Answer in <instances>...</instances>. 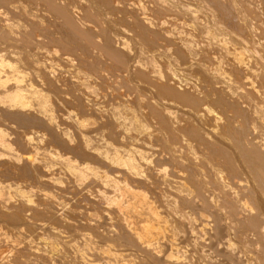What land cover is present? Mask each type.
I'll return each instance as SVG.
<instances>
[{
    "label": "bare ground",
    "instance_id": "bare-ground-1",
    "mask_svg": "<svg viewBox=\"0 0 264 264\" xmlns=\"http://www.w3.org/2000/svg\"><path fill=\"white\" fill-rule=\"evenodd\" d=\"M12 1L13 0H0V5L1 4L10 5ZM18 1L19 2L16 3H20L19 5L20 7L23 2H20V0ZM22 1H26V0H22ZM31 1L33 2L34 0H30V2ZM40 1L43 2L42 4L44 3L47 4L49 8L53 11V14L56 13L58 15L59 13L62 14L63 16H65V14L66 16H68L67 14L70 13L74 14L75 13L74 11H76L74 9L73 10L70 9L69 7L71 6L69 5H67L66 7L64 6L65 4L63 2H67L66 0H40ZM59 1H63L62 2L63 6H61ZM69 2L71 1L69 0ZM13 3L15 2H12V4ZM35 3H39V1ZM217 3L218 2L216 1V4ZM12 4L10 5V8L13 11V8L11 6H13L14 4L13 5ZM216 4H215V0L214 2L212 1V8H210V10L211 9L216 10V8H219L218 6L215 8ZM223 4H224V0H223ZM7 5L6 7L8 8ZM23 6L26 7V5L24 4ZM13 7L17 8L18 6L16 5ZM24 7L22 9H24ZM41 7H43V5ZM183 7L186 9L184 5ZM27 8L28 7L25 8L26 9L25 12H27ZM219 9L216 10V14L218 13L217 16L220 17V18L217 17L220 25H218L219 24L218 21H217L218 23L217 25L218 26L222 25L224 27L223 29H225L227 33L231 35V37H233L234 40L233 44L232 43L229 44L230 41L229 42L225 41L224 39H222L223 37L216 38L215 36L214 38L213 37L214 34L213 36H211L212 34L211 35L209 34L211 36V39H208L207 38L208 30L206 28L207 31H205L204 29L205 33L203 32L204 37H206V39L204 40H202L201 38L200 39L202 41L206 40L205 42L206 44H207V40L208 41L210 40L209 41L210 45L213 44L211 42L214 41L215 46L217 45L216 48H218L220 52H218L217 54L215 53L216 51L214 53L210 52L209 49L213 47V45L211 47H208L209 44L205 46V44L201 45V43H203L201 42L199 44L202 46L201 51L203 50V52L201 53L200 51L199 54L198 53L199 51L197 50L198 52L197 51L195 52L199 54L197 55L192 53L193 52L192 49H194L192 47L198 44L195 42L197 40L195 41L192 40L193 38L192 34H190L192 36L189 37L186 34L185 35L187 37H184L185 35L182 36L181 34L183 38L179 37L181 39L180 42L178 40V46L176 43L177 40L175 38H172L175 39L173 40V42H175L176 47L178 49L175 48L177 49V51H175L176 56L174 53L173 57L176 58L174 59V61L171 60V62H175L174 64L178 65L175 67H178L179 70L175 71L176 70L175 68L174 70L175 72H172L170 68H167V65L171 63L168 60L169 63L160 62L163 63V66L166 65L165 66L166 68L165 67L164 68L167 74L165 72L164 73L166 74V76L168 75L167 77L165 76V78H168L167 81L164 82V80L162 79L163 75H161L162 72L160 73L159 70L157 72H154V74L152 75L149 74L150 73L149 71L148 72L145 71L140 74L141 78L139 79L146 82L150 81L149 84L151 86L150 85L149 86L155 88V90L157 91L156 95L160 94L161 96L167 97V100L168 98H170V100L172 99L171 100L172 102L173 100H176L178 102L183 103L186 107H189V109L187 108L189 111L188 110L187 111L189 112L190 117H187V120H184V122L179 121L178 120L179 117L178 119H176V117L173 116L172 113L173 111L162 110L161 112H158L159 114L161 113L160 118H158V122H156V125H154L158 127L157 124L159 123L160 127H158V129L160 128L161 130L160 129L155 130L156 129L155 127H154L155 129L151 131L147 129L138 130L139 129L138 128L137 129L138 131L135 130L136 131L135 134L131 133L133 135L131 136L130 132H132V130H134L136 127H134V129L132 130L129 129L130 132L127 131L129 132V135H127L125 134L126 133L124 130L125 127L124 128L121 127L123 126V123L120 121V119L118 120L117 119L118 117L115 118V115H111L112 117L110 121H104V123L108 122L107 124L100 125L101 127L99 128L98 131L99 136L97 135L98 138L95 136L96 137L95 141H93V139L88 137L89 135L87 136L85 134L86 131H84L85 133H81V137L79 138L80 141L78 144H74L75 142L73 141L71 142L72 139L69 140L68 138L69 136L67 137L66 135L67 130H65L64 132H60V131L57 132L58 131L57 128L59 127V125L57 124L58 120H56L57 119L55 117L56 114L53 113L54 112L53 108L57 109V105L56 107L54 106L55 102L54 105L52 104L54 99L51 98V94L54 97V94H56L57 92H59V90H61L60 88L61 86L59 82L64 81V79L60 74L56 73L53 66L50 64L49 59L51 58H52L51 60L55 58L64 59V52L63 53L58 52L61 53L58 54L56 51L57 50L60 51V48L62 50L71 49L69 47L75 46L72 44L73 42L75 44V41L77 40L76 38H78L79 40L81 39L80 38L81 33L79 34V32L76 31L75 29L71 30L73 35L71 36V38L72 37H76V38L71 39L72 44L70 46L69 35L71 34L67 33L68 36L64 37L65 28L64 26L61 27L62 26L61 24H60L61 29L59 30L61 36L59 35V37L56 36L58 32L55 34L57 30H54L55 35H52L50 33L51 31L49 32L48 30H44L42 33H44V37L47 39V41H45L46 43L44 44L48 46L53 45L54 47L57 46L56 47L57 50L53 47L56 51L52 49L51 51L48 49L50 51L48 56L46 52L47 50L45 51V49H43L44 48L43 46L42 47L40 46L42 51L38 47L40 44L39 45L37 44L38 46L37 45L35 46L37 42L35 44L34 42L36 41L35 39L37 38L35 35L36 33L33 32L34 29H32L33 31H30L31 28L28 29V26H27L28 30H26V32L25 29L23 30L21 29L24 32L22 33L20 30L21 32L20 35H22V38L20 39H18L19 37L16 38L17 35L15 37H12L13 34L11 36L10 34L7 35L8 32L9 33L15 32V31H11L13 29H11L9 26L8 27L10 29H8V27L7 29L10 31L8 32L6 31L7 32L6 34H2L3 30L2 29L0 30L2 31L0 33L2 34L0 35L2 36L1 38L2 43H0L2 44V46L0 47V219L10 222V224L13 225L12 226L13 228L18 229L16 232L15 231L11 232L13 233L15 238L17 235H21V234H27V235L29 234L32 236L30 240L24 241L23 244L24 248L15 247V244H19L20 240L12 239L13 240V241L11 240L12 242L9 241L10 243H8L7 246H9L8 248L10 249L12 255L9 256L12 258L9 257L8 259V257L6 256L7 252L5 250L1 251L3 250L1 249L0 264H24L26 263L24 259V254L25 255L29 254L31 256L34 255L35 258H42L43 259L42 262H44L45 264H111V263L125 264L126 263L125 261L128 260L129 255H131L128 254L130 250L129 251L127 250L130 249L131 246L136 247L135 249L139 250V251L136 250L139 254H141L140 252L145 253L148 256L147 258L149 260L150 259L149 257L153 258L158 253L160 252L162 253L161 248L163 245L162 244L160 245V243L163 241H166L164 245L167 244L170 251L168 253H165L164 256L162 254L163 256L162 259L159 258L160 257L159 255H161V253L157 255L159 256L157 259L158 264H187L186 261L182 260L181 258H179V255H177L180 250L177 251L178 248H176L177 246L176 243L174 242V239L166 238L168 236H165L166 234L164 233V228L167 225L165 226L162 225L163 224L161 220L162 218H160L158 211V208L160 207L162 208L163 205L165 206L166 197L170 198V196L168 197L167 194L169 193V195H171L170 193L172 192L171 191L172 188L174 190L172 194V197H174L173 200L175 203L179 204V208H182L180 209L179 212H181L185 207L190 208L193 205L199 203L200 201H201L200 202L201 205L199 207L201 206L203 207V209L202 208L201 209L204 211V213L206 212L207 214V211H209L208 214L206 215L203 214V212L201 214L200 213L201 211L197 209L199 211V214H201L200 216L202 217L201 218L202 223L200 229L201 232L204 231V235L202 234L203 236L206 235V231L210 232L209 235H207V238L205 236V238L210 241L209 244L210 246H215V248L217 247V249H221L219 254H221L223 258L222 264H264V78H262L264 77V75L261 74L260 77L261 76L262 77L260 78L258 76L259 72H257L258 71L257 69L261 70L260 68L262 65L260 66V63L258 65L257 62V66L255 67L254 65L256 64L252 62L254 64L253 65L249 61V59L251 58L249 57V59H247L242 52L243 47L244 49L246 48L248 50L254 49L253 47L254 44L251 43V39H249L250 37L248 38L249 32L245 29V26L244 28H241V26H243L244 24L242 25L236 22L235 21L236 16H232L229 18V15L231 14L225 13L226 11L224 12ZM8 13L10 12L8 11ZM76 13L78 12L76 11ZM20 14L17 16H20ZM143 15L144 16L142 17L140 16V18L138 19L139 21L137 25L139 27L141 26V28L151 27L152 20L150 21L149 18L146 17L144 13ZM70 16L72 17V15ZM55 18H57V16ZM21 19L23 18L21 17ZM27 23H29V21ZM32 23H30V25ZM81 23L82 21L80 22V24ZM36 25L38 26L37 23ZM69 26H70L69 28H72L71 25ZM139 27L138 29H141ZM188 30L190 31V29ZM191 30H195V29H191ZM35 31L36 32L38 31L39 33L40 29ZM205 34L207 35L205 36ZM148 39L151 40L152 38L150 37ZM79 40H77V45L80 43ZM147 41L149 42V40ZM42 43L43 42L41 41V44ZM236 44H238V46ZM203 46L205 48H203ZM77 47L79 48V46ZM45 48H47V46ZM83 49H84V44H83ZM84 50L85 52L84 51L83 52L85 53V55H87L88 48L87 49L85 48ZM108 50L106 51L108 52ZM255 50L253 51L254 54H255ZM91 51H93V49ZM115 53L113 55H115ZM154 53L155 52H153V54ZM117 55L119 54L116 53L115 55L116 58ZM258 55H259V59L258 58L256 59L263 60L264 56L261 55L263 57L260 58L259 52ZM85 57L80 58L79 60L80 65L79 64L78 65L80 66L81 70L84 71L83 74H85L86 71L88 70L87 74L90 75L91 73V75L92 74L95 75V73L97 72L93 71L92 69L93 64L91 65V63L87 62L85 60ZM90 57L92 56L90 55ZM86 62L89 63V66L87 64L89 69H86L88 68L85 66ZM52 63L54 62L52 61ZM170 67L172 66L170 65ZM78 69L79 68H77V70ZM260 72L263 73L262 70ZM79 73L78 76L81 75ZM83 78L84 77H81V79ZM181 78L186 79V82L182 83V81H180ZM137 79L135 82L139 81ZM37 81L38 84L39 82L41 83L40 87L42 89L38 88L39 85L36 84ZM76 82L78 84L81 83L79 81ZM62 84L63 82L61 83V85ZM78 84L75 83L74 85H78ZM135 84L137 85L138 83ZM35 85H38L36 86L37 88L35 87ZM80 86H82L83 88L84 84L81 83ZM124 87L126 89V86ZM82 88L79 89L76 88L78 90L77 91L78 94L74 89L75 90L74 92H76V94L75 96H73L74 98L72 97L74 99L73 102L71 101L73 105L72 104L70 105H72L75 109H73L72 112H74V110H79L81 113H84L87 109L89 111H91L90 109H93L90 108L91 106L89 107L85 105V103H83L84 101L83 98L85 97L84 94L85 91L81 92ZM83 90H86V88ZM121 91L122 93H124L123 90ZM85 93L87 94V91ZM137 96L134 97L136 99V102L140 104L139 102L141 101L142 104H144L143 100L141 99L142 95L140 96V99H138L140 100L139 102L137 101L138 98ZM161 96L160 97L157 96V97H159V99L161 98V100H166V99H162L164 97ZM127 97L128 96H126V98ZM57 98L58 97L56 96L55 100H57ZM135 99L133 101H135ZM116 100H118V98ZM50 102L53 108L52 107L50 108ZM122 103H124V101ZM125 103L124 106L128 109L130 106H131L130 108H132V106L134 105V104L131 105L130 104L131 102L129 100H126ZM58 105L60 108L63 107V106L61 107L60 104ZM86 106L89 107L90 109L87 108ZM119 106L122 108L121 104ZM135 106H137V104ZM140 106H144V105H140ZM178 106L180 105L178 104ZM65 107L66 106H64V108ZM67 108H65L66 110L64 111H69L67 110ZM126 108L125 110H127ZM142 108H140V110L146 112L148 110L147 108L149 107L147 106L146 108L147 110L145 109V111L143 110L145 107L143 109ZM97 109L94 108L95 111ZM134 109H136L137 111L136 107ZM151 109L150 111L152 112L149 113L148 111V113H146V117H147L146 119L156 120L157 119L156 115L158 113L156 114L155 112L156 110L154 109L151 110ZM125 110L123 111L122 108V111L124 113L128 112V110L126 112ZM95 111L93 113L98 114V112ZM129 111L130 113H135L133 111L131 112V110ZM187 111L184 112V114L185 113L188 114ZM72 112L70 111V113ZM113 113L114 112H112L111 114ZM66 114L68 115V113ZM140 114L145 115L142 112H140ZM62 115L64 114L62 113ZM99 115H101L100 112ZM124 115H122V118L124 117ZM180 115H182V113ZM77 116L78 115L76 114V117ZM83 116L86 117V115ZM102 116L104 115H101V118L100 116L98 117L101 119V121H103L106 118ZM73 117L72 119L70 118V120H74ZM60 118H58L60 121L63 120ZM108 118L109 117H107L106 119L108 120ZM136 118L138 119L137 124L139 125L140 124L139 116L134 115L133 118L130 120H133L134 123V121H136ZM78 119H79L78 117L75 119L76 121L75 124L78 123L80 126L84 125L83 123L87 121V120L85 121L84 119V122L82 123ZM142 119L143 118H141L140 120ZM130 122L131 121H128L129 124ZM126 123L127 122L124 121V124ZM11 124L15 125L16 127L14 128ZM4 125L7 126L11 125L10 127H13L11 128L13 130L11 129L10 130L13 131L12 134L14 133L15 138L18 137L16 141L14 140L15 143L11 142L12 140L6 137L8 136V134H6L7 132L5 133V128H3ZM85 125L87 124L85 123ZM139 126H142V124ZM60 127L63 126L61 125ZM126 128L128 129L129 127ZM124 135L130 136V139L134 142H132L131 140L130 141L128 140L127 142L126 141L127 139H124ZM13 137L10 138L14 139ZM36 138L40 140V143L41 141H44L48 146L52 148L51 149L49 148L48 151H44L43 154H40L36 150V146L33 144L34 143L33 140H35ZM96 141H98L97 144H94V142ZM99 141H101L100 143L101 146L99 144ZM14 144H17L18 146L14 147L13 146ZM72 144H74V146ZM55 145L56 147L57 145L59 147L61 146V148H58V150L65 148L68 151L64 153H58L55 150L56 148ZM43 148L45 149V146ZM149 149L153 152V157H152V159L154 158L153 160L148 157L147 153L150 151ZM73 153H75L74 154L75 158L77 156L78 158L82 159V161L79 164L78 162L77 164L74 163L73 159L70 157L71 155L69 154H73ZM74 156L72 157L74 158ZM158 162L160 163L158 164ZM161 163H164V165H168V167L170 168L166 169V167L162 166L163 164ZM54 167L57 168V170L60 171V173H62L63 175L65 172H67L66 173L67 175L71 173V174H75V177L78 176L80 178L87 179L88 181L87 183L90 184L89 188L90 186H93L92 188L94 191L93 192L85 191L87 195L86 199L88 200L89 204H93L96 205L95 207H99L100 212L103 213L102 215H104L107 221L104 222L106 223V225H104L105 228L107 229L106 232L108 231V233H110L113 236L112 238H114L112 239L110 237L111 240L114 241L112 243H116L117 240L119 242H125V244L122 243L124 247L127 244L129 246L131 245L130 247L127 246V249H125L126 247L124 248L122 246L123 248L121 247L122 249H119L120 245L117 242L116 244L119 245V248L116 249L115 248L116 244L115 246H113L112 244L107 245V242L109 240L107 241L105 237L103 239L104 240L106 239L105 240L106 243L105 241L103 242L105 243L106 247L104 246L105 248L100 249V247H97V245L99 243L98 240L103 237L101 230H103L102 228L104 226H102V228L100 227L101 230H98L99 229L97 227L98 224L95 226V223L93 224V222H91L92 220L91 221L89 220V218L91 217L89 213L86 214L88 216L90 215L89 218L84 217L85 220H82L84 222L81 221L78 222L79 221L78 219L76 222L74 220L75 218L71 219V217L67 216V213L65 214L66 211L64 210L63 204L61 203V201L56 200L55 195L53 194V192H51L52 189L53 190L54 188L60 189L61 187L60 186L61 180L59 177L61 174H59L58 178L54 177L55 176V173H53V170L55 169ZM83 182H85V180ZM170 188L171 190H169ZM83 198L85 199V195ZM168 200L169 199H167V201ZM167 203L169 204V202ZM177 204L175 205L177 206ZM95 207L93 210H95ZM204 208L207 211L204 210ZM169 209L170 212H172V210L174 211L172 207ZM98 212L99 211H97L96 213ZM8 222H6L5 225L3 223L2 226H6V225L8 226L9 225ZM79 223H81V225H79ZM83 226L85 229H87L88 231L90 230L91 232H83V231L80 232V229ZM46 228L52 231L49 237H44L43 232L37 231V230L44 231V229ZM1 230L3 231L5 230V228ZM70 232L74 233V234L71 233L73 238H70L71 237V236L69 237L70 234H67L68 237L70 238L67 239V236L65 234ZM107 236H109V234ZM10 237H12V234L10 235ZM78 237L79 239L82 240L80 244H82V246L83 245L87 246V251L83 254L79 253L80 256H78V258H73V257L69 258L67 257V255L65 256L64 252L68 247H64V244L73 242V240ZM95 238H99L97 240L98 243H96V245L94 244ZM74 243H78V242H74ZM109 243H111V241ZM206 243L209 242L206 241ZM78 245L77 247L79 249ZM40 247H41V251L39 250ZM132 248L133 247H131V250L133 251ZM136 251L132 252V254L135 253ZM75 252L78 253L79 251H75ZM148 264H154V263L150 261V263Z\"/></svg>",
    "mask_w": 264,
    "mask_h": 264
},
{
    "label": "rangeland",
    "instance_id": "rangeland-1",
    "mask_svg": "<svg viewBox=\"0 0 264 264\" xmlns=\"http://www.w3.org/2000/svg\"><path fill=\"white\" fill-rule=\"evenodd\" d=\"M28 1V2H27ZM39 1V3L41 2L40 0H38ZM38 1H31L30 2V0H26V1H22V0H20V2H23L22 4H21V8L19 7V5H20V3H16V2H19L18 0L17 1H15V0H13L12 2H15V3H13L12 4V2H11V4L13 5V6H18L17 8H14L13 6H11L12 8H13V11L11 10V8H10V5H7V4H5V5H3V4H1L0 5V30L2 29L3 30V32L2 31H0V33L2 32V34H6L8 31H10V30H8V29H13V30H11V31H15V32H12V33H7V35L8 34H10V36L12 35V37H15L16 35V38L17 37H19L18 39H20V38H22V35H20L21 34V32L23 33L24 31H22L23 29H25V32H26V30H28V29H30V31H33L32 29H34V33H36L35 35H36V38L37 39H35L36 41L34 42V44H35V46L38 44H40L38 47L40 48V46L42 47H44L43 49H45V51L47 52V54H48V56H49V53H50V51L49 50H57V46H51V45H45L44 43H46L45 41H47V39L44 37V33H42L44 30H48L52 35H55L57 32V34H56V36L57 37H59V35H60V32H59V30L61 29L60 28V26L61 27H63L64 26V37H67L68 36V34L70 33L71 35H69L70 37H69V44H70V46H71V44H72V40L71 39H74V38H76V37H72L71 38V36H73L72 35V31L71 30H76V31H78L79 32V34L81 35L80 36V40L78 39V38H76L77 40H79L80 41V43L77 45V40L75 41V40H73V41H75V44H74V42H73V44L72 45H75V46H71V47H69V48H71V49H64V50H62L61 48H60V51L59 50H55L57 53L58 52H61V53H63L64 52V59H61V58H55V59H53V60H51V59H49L50 60V64L53 66V68H54V70L56 71V73H58V74H60L62 77H63V79H64V81H62L63 82V87H62V85H61V83L62 82H59L60 83V88H61V90H59V92H57L56 94H54V97H53V95L51 94V98L52 99H54L53 100V102H52V104L54 105V102H55V107H56V105H57V109L55 108H53V106H52V104H51V102H50V108L52 107L53 108V110H54V112L53 113H55L54 115H55V117L57 118L56 120H58V122L63 126V127H60L61 125L57 122V124L59 125V127L60 128H62V129H60L58 126V128H57V132H64L65 130H67L66 132V135H67V137L69 138V140H71V142L73 141V142H75L74 144H78L79 143V141H80V137H81V133H85L84 131H86V135L88 136V137H90L91 139H93V141H95L96 139V137L98 138V136H99V134H98V131H99V128L101 127L100 125H103V124H107L108 122H106V123H104V121H110V119H111V115H115V118H117L118 120L120 119V121L123 123V126H121V127H125L124 128V130H125V134H127V135H129V129L130 130H132V129H134V127H136L134 130H132V132H130V134L132 133V134H135V132L136 131H138V130H149V131H151V130H153V129H155V130H159L158 129V127H160V125H159V123L157 124V126L158 127H156V126H154V125H156V122H158V118H160V114L158 113V112H161L162 110H165V111H173L172 113H173V116L174 117H176V119H178V117H179V121H182V122H184V120H187V117H190L189 116V107H186L183 103H181V102H178V101H176V100H173V102L170 100V98H168V100H167V97H164V96H161L159 93V95H156L157 94V91L155 90V88L153 87H150L151 85L149 84L150 83V81L148 82H146V81H143V80H141V79H139V78H141L140 77V74L142 73V72H145V71H149L150 73V75H152V74H154V72H157L158 70H159V72L161 73L162 72V74L161 75H163L162 77V79L164 80V82L165 81H167L168 80V78H165V76H166V72H165V66L166 65H164L163 66V63H160V62H164V63H169V61L171 62V60H173L174 61V59L176 58H174L173 56H174V53H175V51H177V47H176V44H175V42H173V40H177L176 41V43H177V46H178V40H179V42H180V39L181 38H179V37H182V36H184L185 34L189 37V36H192L191 38H192V40H197V41H195L196 43H198L197 45H195V46H193L192 48H194V49H192V53L193 54H197V53H195L197 50L199 51H197L199 54H200V51H201V45L202 44H205V46H207L208 44V47H211L212 45H213V47H211L210 49H209V51L210 52H212V53H214L215 51V53L217 54L218 52H220V50L218 49V48H216V46H215V44H214V41L213 42H211V43H213V44H211L210 45V40L208 41L207 40V44L205 43L206 42V40L205 41H202V40H204V39H206V37H204V34H203V32L205 33V31H207L208 30V35L210 34H212L211 36H213V34H214V38H215V36H216V38L217 37H223L222 39H224L225 41H230L229 42V44L230 43H232L233 44V37H231V35H229L228 33H227V31L225 30V29H223L224 27L222 26H218V25H220V23H219V20H218V18H220L219 16H217V14H216V10L217 9H219V10H222V11H226L225 13H228V14H231V15H229V18L230 17H232V16H236V22H238V23H240V24H244L243 26H241V28H244V26H245V29L249 32V36H248V38L249 39H251V43L252 44H254L253 45V47H254V49H251V50H248V49H244V47L241 49L242 50V52H243V54L246 56V58L247 59H249V57L251 58V59H249V61L252 63V62H254V64H256V65H254L253 63V65L256 67L257 66V62H258V65H259V63H260V66H261V70L263 71V73H264V58H263V60L262 59H260V60H262V61H260V60H258L259 59V55H258V52H259V54H260V58H262L263 56H264V0H224V4H223V0H215V4H216V1L218 2L217 4H219V5H217L216 4V6H215V8L218 6L219 8H216V10H213V9H211L210 10V8H212V1L214 2V0H70L71 2H69V0H66L67 2H63V1H59V3L61 4V6H63L62 4L64 3L65 5V7L67 6V5H69V6H71V7H69L70 9H74V10H76L78 13H76V11H74L75 13L73 14H67L68 16H66V14H65V16H63L62 14H59L58 13V15L56 14V13H54L53 14V11L49 8V6L47 5V4H45V6H44V4H42L43 2H41L40 4L39 3H35V2H38ZM101 1V2H100ZM159 1H160V3H159ZM188 1V2H187ZM27 2V3H26ZM30 2V3H29ZM63 2V3H62ZM115 2V3H114ZM155 2V3H154ZM32 3V4H31ZM73 4V5H71V4ZM102 3V4H101ZM202 3V4H201ZM23 4L24 5H26V7H28L27 8V12H25L26 11V7H24L23 6ZM28 4V5H27ZM29 4H30V6H33V7H30L29 6ZM34 4V5H33ZM43 5V7H41L42 5ZM83 4V5H82ZM87 4V5H86ZM109 4V5H108ZM124 4V5H123ZM152 4V5H151ZM228 4V5H227ZM6 5L8 6V8L6 7ZM91 5V6H90ZM126 5V6H125ZM156 5V6H155ZM183 5L186 7V9L183 7ZM210 5V6H209ZM36 8H35V7ZM38 6H39V8H38ZM48 6V7H47ZM94 6V7H93ZM107 6V7H106ZM117 6V7H116ZM144 6V7H143ZM3 7V8H2ZM24 7V9H22ZM98 7V8H97ZM169 7V8H168ZM189 7V8H188ZM5 8H7V9H5ZM43 8V9H42ZM143 8V9H142ZM187 8H188V10H187ZM230 8V9H229ZM232 8H234V9H232ZM245 8V9H244ZM9 9V10H8ZM16 10V12H15V10ZM18 9V10H17ZM31 9H32V11H31ZM41 9V10H40ZM45 9H46V11H45ZM48 9V10H47ZM69 9V10H70ZM113 9V10H112ZM7 10V11H6ZM80 10V11H79ZM213 10V11H212ZM8 11L10 12V13H8ZM40 11H41V13H40ZM47 11H49V12H47ZM106 11V12H105ZM140 11V12H139ZM212 11V12H211ZM24 13V15H23V13ZM82 12V13H81ZM87 12V13H86ZM118 12V13H117ZM148 12V13H147ZM150 12V13H149ZM22 15H21V14ZM80 13V14H79ZM99 13V14H98ZM143 13L145 14V16L146 17H148L149 18V20L152 22V26L151 27H143V28H141V26L139 27L137 24H138V19L140 18V16L142 17V16H144L143 15ZM20 14V16H17V15H19ZM31 14V15H30ZM51 16H50V15ZM88 14V15H87ZM91 14V15H90ZM199 14V15H198ZM215 14H216V16H215ZM240 14V15H239ZM252 14V15H251ZM53 15H54V17H53ZM70 15H72V17L70 16ZM78 15V16H77ZM83 15V16H82ZM100 15V16H99ZM113 15H114V17H113ZM134 15V16H133ZM197 15V16H196ZM247 15V16H246ZM7 16V17H6ZM24 16V17H23ZM29 16V17H28ZM50 16V17H49ZM57 16V18H55ZM62 16V17H61ZM70 16V17H69ZM75 16V17H74ZM80 16V17H79ZM89 16V17H88ZM110 16V17H109ZM121 16V17H120ZM199 16V17H198ZM14 17V18H13ZM21 17L23 18V19H21ZM26 17V18H25ZM47 17V18H46ZM52 17V18H51ZM68 17V18H67ZM84 17V18H83ZM87 17V18H86ZM97 17V18H96ZM113 17V18H112ZM117 19H116V18ZM128 17H129V20H128ZM202 17V18H201ZM204 17H206V18H204ZM218 17V18H217ZM246 17V18H245ZM53 19V20H51V19ZM62 18V19H61ZM82 18V19H81ZM185 18V19H184ZM10 19V20H9ZM65 19V20H64ZM79 19H80V22L82 21V23L80 24V22H79ZM163 19V20H162ZM203 19V20H202ZM204 19H205V21H204ZM240 19V20H239ZM262 19V20H261ZM14 20V21H13ZM23 20V21H22ZM63 20H64V22H63ZM69 20V21H68ZM107 20V21H106ZM132 22H131V21ZM29 21V23H27ZM31 21V22H30ZM34 21V22H33ZM55 21V22H54ZM56 21H59V22H56ZM62 21V22H61ZM72 21H73V23H72ZM75 21V22H74ZM78 21V22H77ZM83 21H85V22H83ZM126 21V22H125ZM217 21H218V23H217ZM26 22V23H25ZM33 22V23H32ZM38 24V26L36 25V23ZM53 22V23H52ZM68 22V23H67ZM71 22V23H70ZM137 22V23H136ZM30 23H32L31 25H30ZM57 23H58V25H57ZM77 23H79V24H77ZM193 23V24H192ZM19 24V25H18ZM27 24V25H26ZM29 24V25H28ZM55 24V25H54ZM61 24V25H60ZM74 26H73V25ZM140 24V23H139ZM218 24V25H217ZM36 27H35V26ZM69 25H71V27L72 28H69L70 26ZM83 25V26H82ZM88 25V26H87ZM93 25V26H92ZM164 25V26H163ZM5 26V27H4ZM10 28H9V27ZM27 26H28V29H27ZM31 26V27H30ZM49 26V27H48ZM59 26V27H58ZM66 26V27H65ZM78 26V27H77ZM254 26V27H253ZM7 27H8V29H7ZM43 27V28H42ZM48 27V28H47ZM51 27V28H50ZM85 27V28H84ZM138 27L139 28H141V29H138ZM194 27V28H193ZM196 27V28H195ZM219 27H221V28H219ZM37 28V29H36ZM40 29V34L38 33V31L36 32L35 30H39ZM186 28H188V29H190V31L188 30V29H186ZM206 28H207V30H206ZM6 29V30H5ZM22 29V30H21ZM78 29V30H77ZM147 29V30H146ZM191 29H195V30H191ZM203 29V30H202ZM204 29H205V31H204ZM220 29V30H219ZM245 29H242V30H245ZM248 29H250V30H248ZM257 29V30H256ZM20 30H21V32H20ZM54 30H57L56 32L54 31ZM150 30V31H149ZM158 30V31H157ZM184 30V31H183ZM210 30V31H209ZM7 31V32H6ZM16 31H17V33L21 36H19L17 33H16ZM68 31V32H67ZM141 31H142V33H141ZM168 31H169V33H168ZM188 31H189V33H188ZM54 32H55V34H54ZM144 32H147V33H144ZM161 32V33H160ZM164 32V33H163ZM186 32V33H185ZM251 32V33H250ZM14 33H16V34H14ZM68 33V34H67ZM163 33V34H162ZM175 33V34H174ZM178 33V34H177ZM188 33V34H187ZM2 34H0V35H2ZM38 34H39V36H41V37H39L38 36ZM143 34H145V35H143ZM172 34H173V36H172ZM181 34H182V36H181ZM190 34H192V35H190ZM86 35V36H85ZM167 35V36H166ZM179 35V36H178ZM184 36V37H187V36ZM207 34H205V36H206ZM208 35H207V38L208 39H211V36L209 35V37H208ZM61 36V35H60ZM85 36V37H84ZM171 38H170V37ZM176 36V37H175ZM197 36V37H196ZM43 37H44V39H43ZM89 37V38H88ZM146 37V38H145ZM152 38L151 40L150 39H148V38ZM158 37V38H157ZM1 38H2V36H0V43H2L1 42ZM38 38H40V39H38ZM42 38V39H41ZM172 38H175V39H172ZM183 38V37H182ZM202 40H201V39ZM254 38V39H253ZM256 38V39H255ZM84 39V40H83ZM88 40V41H87ZM141 40V41H140ZM143 40V41H142ZM147 40H149V42L147 41ZM153 40V41H152ZM199 40H200V42H199ZM41 41L43 42L42 44H41ZM83 41V42H82ZM150 41H151V43H150ZM162 41V42H161ZM165 41V42H164ZM232 41V42H231ZM253 41V42H252ZM118 42V43H117ZM201 42H203V43H201ZM255 42V43H254ZM82 43V44H81ZM86 43V44H85ZM89 43H91V44H88ZM146 43V44H145ZM149 45H148V44ZM195 43V44H196ZM199 43H201V45L199 44ZM235 43V42H234ZM81 44V45H80ZM83 44H84V49L86 48H88V54L87 55H85V50L83 49ZM165 45V46H164ZM237 46H238V44H236ZM2 46V44H0V47ZM47 46V48H45ZM52 48H51V47ZM77 46H79V48L77 47ZM86 46V47H85ZM110 46V47H109ZM126 46V47H125ZM154 46V47H153ZM215 46V47H214ZM55 49H54V48ZM198 47V48H197ZM199 47H200V49H199ZM93 49V51H91L92 49ZM114 48V49H113ZM149 48V49H148ZM154 48V49H153ZM175 48H177V49H175ZM196 48V49H195ZM203 48H205L204 46H203ZM214 48V49H213ZM215 48H216V50H215ZM41 49V48H40ZM49 49V50H48ZM59 49V48H58ZM108 49H110V50H108ZM257 50V53H256V50ZM51 50V51H52ZM75 50V51H74ZM106 50H108V52L106 51ZM114 51V53H115V51H116V53L117 54H119V55H117V58L119 59H117L116 58V53H115V55H113L114 53H113V51ZM151 50V51H150ZM153 50H155V51H153ZM158 50V51H157ZM219 50V51H218ZM255 50V54H254V51ZM41 51H42V49H41ZM44 51V52H45ZM84 51V52H83ZM45 52V53H46ZM77 52V53H76ZM153 52H155L154 54H153ZM203 52V50L201 51V53ZM253 52V53H252ZM61 53H58V54H61ZM96 53V54H95ZM97 53H99V54H97ZM102 53V54H101ZM120 53H121V56H120ZM74 54V55H73ZM94 54V55H93ZM106 54V55H105ZM110 54H111V56H110ZM199 54H197V55H199ZM257 54V55H256ZM82 55V56H81ZM90 55L92 56V57H90ZM122 55H124V56H122ZM154 55V56H153ZM252 55V56H251ZM261 55H263V56H261ZM77 56H79V57H77ZM85 56H87V57H85ZM108 56V57H107ZM158 56V57H157ZM175 56H176V53H175ZM81 57H85V60L87 61V62H89V63H91V65L93 64V66H92V69H93V71L94 72H97V73H95V75L94 74H92L91 75V73H90V75L89 74H87L88 73V70L86 71V73L85 74H83L84 73V71L83 70H81V68H80V62H79V60H80V58ZM89 57V58H88ZM97 57V58H96ZM115 57V58H114ZM253 57V58H252ZM75 58V59H74ZM78 60H77V59ZM93 58V59H92ZM94 58H96V59H94ZM256 58H258V59H256ZM92 61H91V60ZM102 59V60H101ZM104 59V60H103ZM115 59H117V60H115ZM49 60H48V62H49ZM58 60V61H57ZM94 60V61H93ZM150 60V61H149ZM159 60H161V61H159ZM163 60H166V61H163ZM169 60V61H168ZM254 60V61H253ZM52 61L54 62V63H52ZM68 61H71V62H68ZM113 61V62H112ZM120 61V62H119ZM122 61V62H121ZM157 61V62H156ZM86 62V64H85V66L86 67H88L89 66V63H87ZM116 62V63H115ZM100 63V64H99ZM130 63V64H129ZM160 63V64H159ZM175 62H171L169 65H167V68H170V70L172 71V72H175V71H177V70H179V68L178 67H175V66H178V65H176V64H174ZM79 64V65H78ZM87 64H88V66H87ZM98 64V65H97ZM106 64V65H105ZM112 64V65H111ZM117 65V67H116V65ZM96 65V66H95ZM105 65V66H104ZM123 67H122V66ZM152 65V66H151ZM170 65L172 66V67H170ZM77 66V67H76ZM95 66V67H94ZM141 66V67H140ZM169 66V67H168ZM260 66H258V67H260ZM85 67V68H86ZM121 67V68H120ZM133 67H134V69H133ZM136 67V68H135ZM148 67V68H147ZM165 67V68H164ZM257 67V68H258ZM77 68H79L78 70H77ZM95 68V69H94ZM111 68V69H110ZM154 68V69H153ZM156 68V69H155ZM160 68V69H159ZM175 68H176V70H175ZM178 68V69H177ZM181 68V67H180ZM86 69H89V67L88 68H86ZM90 69H91V66H90ZM123 69V70H122ZM137 71H136V70ZM130 70V71H129ZM132 70V71H131ZM135 70V71H134ZM169 70V71H170ZM175 70V71H174ZM258 71L257 72H259L258 73V76L260 77V75L262 74V75H264L262 72H260L261 70H259V69H257ZM134 71V72H133ZM65 72V73H64ZM80 72V73H79ZM90 72V71H89ZM123 72V73H122ZM126 72H127V74H126ZM130 72V73H129ZM132 72V73H131ZM166 74H165V73ZM78 73L79 74H81V75H79L78 76ZM93 73V72H92ZM74 75V76H73ZM85 75V76H84ZM89 75V76H88ZM137 75H138V77H137ZM113 76V77H112ZM125 76V77H124ZM127 76H129V77H127ZM168 76V75H167ZM166 76V77H167ZM79 77V78H78ZM81 77H84L83 79H81ZM88 77V78H87ZM108 77V78H107ZM119 77V78H118ZM262 77V76H261ZM260 77V78H261ZM86 78V79H85ZM117 78V79H116ZM124 78H126V79H124ZM138 78V79H137ZM262 78H264V77H262ZM75 79V80H74ZM90 79V80H89ZM92 79V80H91ZM136 79L137 80H139V81H137V82H135L136 81ZM107 80V81H106ZM141 80V81H140ZM66 81V82H65ZM76 81H79V82H81V83H83L84 84V87L82 88V86H80L81 85V83H77ZM89 81V82H88ZM92 81H93V83H92ZM105 81V82H104ZM180 81H182V83H185L186 82V79H183V78H181L180 79ZM87 83V84H85V83ZM95 82V83H94ZM127 82H128V84H127ZM141 82V83H140ZM164 82H161V83H164ZM78 84V85H74V84ZM105 83V84H104ZM125 83V84H124ZM130 83V84H129ZM132 83H134V84H132ZM135 83H138L137 85L135 84ZM146 83H147V85H146ZM167 83V82H166ZM36 84H38V81L36 82ZM72 85V86H70V85ZM145 84V85H144ZM39 85V86H38ZM38 85H35V87L36 86H38V88L40 89L41 87V83L39 82V84ZM95 85V86H94ZM131 85V86H130ZM133 85V86H132ZM150 85V86H149ZM75 86V87H74ZM77 86V87H76ZM86 86V87H85ZM102 86H104V87H102ZM109 86V87H108ZM122 86V87H121ZM124 86H126V89H125V87ZM73 87V88H72ZM124 87V88H123ZM129 89H128V88ZM134 87V88H133ZM148 87V88H147ZM37 88V87H36ZM79 89V88H82L81 89V92H86L87 91V94L84 92V94H85V97L83 98L84 99V101H83V103H85V105H87V106H91L90 108H93V109H90L89 107H87V108H89L91 111H89L88 109L84 112V113H81L79 110H74V112H72V110L73 109H75L72 105V103H71V101L73 102L74 101V97L73 96H75V94H76V92L78 91L77 89ZM86 88V90H83V89H85ZM90 88V89H89ZM141 88V89H140ZM147 88V89H146ZM151 88V89H150ZM42 89V88H41ZM76 90V92H74L75 90ZM116 89V90H115ZM63 90H64V92H63ZM121 90H123V92L124 93H122V91ZM125 90V91H124ZM134 90H136V91H134ZM91 91V92H90ZM127 91V92H126ZM133 91H134V94H133ZM152 91V92H151ZM156 93H155V92ZM61 92V93H60ZM72 92H74V93H72ZM137 92V93H136ZM140 92V93H139ZM64 93V94H63ZM97 93V94H96ZM114 93V94H113ZM120 93V94H119ZM123 95H122V94ZM127 93V94H126ZM132 95H134V96H132ZM144 93V94H143ZM61 94V95H60ZM68 96H66V95ZM70 94V95H69ZM71 94H72V96H71ZM74 94V95H73ZM77 94H78V92H77ZM119 94V95H118ZM129 94V95H128ZM154 94V95H153ZM59 95V96H58ZM64 95H65V97H64ZM98 95H99V97H98ZM125 95V96H124ZM138 95V96H137ZM142 95V96H141ZM56 96L58 97V98H60V99H58L57 98V100H55L56 99ZM64 98H63V97ZM84 96V95H83ZM97 96V97H96ZM103 96V97H102ZM105 96V97H104ZM116 96V97H115ZM120 96V97H119ZM126 96H128L127 98H126ZM138 97L137 98V101L139 102L140 100H138V99H140V96H141V99L143 100V102H144V104H142V102L140 101L139 103L140 104H138L137 102H136V99L134 98V97ZM157 96H161V97H164V98H162V99H166V100H161V98L159 99V97H157ZM73 97V98H72ZM89 97V98H88ZM95 98V99H93V98ZM155 97V98H154ZM65 98H67V99H65ZM70 98H72V99H70ZM100 98H101V100H100ZM118 98V100H116ZM120 98V99H119ZM125 98H126V100H129L131 103V105H133L132 106V108H133V110H132V108H130L129 107V109L128 108H126L125 106H124V103L126 102V100H125ZM130 98V99H129ZM131 98H133V99H131ZM69 99V100H68ZM91 99V100H90ZM93 99V100H92ZM97 99V100H96ZM104 99V100H103ZM135 99V101H133ZM63 100V101H62ZM67 102H66V101ZM108 100H109V102H108ZM121 100V101H120ZM56 101H59V102H56ZM60 101H62L63 102V104H62V102H60ZM106 101V102H105ZM124 101V103H122ZM171 101V102H170ZM65 102H66V104H65ZM117 102V103H116ZM135 102H136V104H137V106H135L136 104H135ZM165 102V103H164ZM60 104V106L62 107V108H60L59 107V105L58 104ZM106 103H108V104H106ZM65 104V105H64ZM70 104H72V105H70ZM89 104V105H88ZM121 104V106H122V108H123V111L125 110V108L128 110V112H126L127 110H125V112L128 114H126V113H124L123 111H122V108L119 106V105ZM123 104V105H122ZM126 104V103H125ZM149 104V105H148ZM175 104V105H174ZM177 104V105H176ZM178 104L180 105V106H178ZM140 105H144V106H140ZM146 105V106H145ZM64 106H66L65 108H67V110H69V111H64V110H66L65 108H64ZM137 108V111L139 112V110H140V108H142L144 111H145V109L147 108V106L149 107V108H147L146 110V112H143V111H141L140 110V112H142V113H144L145 115H143V114H140V112H139V115H138V112L136 111V109H134L135 107ZM151 106H152V109H151ZM167 106H168V108H167ZM59 107V108H58ZM94 108L95 109H97V108H99V109H97L96 111L94 110ZM114 108V109H113ZM183 108V109H182ZM184 108H186V109H184ZM188 108V109H187ZM60 109V110H59ZM107 109V110H106ZM117 109H118V111H117ZM139 109V110H138ZM150 109L151 110H156L155 112H156V120H148V119H146L147 117H146V113H148V111H149V113L150 112H152V111H150ZM93 110V111H92ZM100 110V111H99ZM129 110H131V112L133 111V112H135V113H130V111ZM135 110V111H134ZM188 110V111H187ZM63 111V112H62ZM70 111L72 112V113H70ZM77 111V112H76ZM98 112V114L97 113H93V112ZM107 111V112H106ZM188 112V114L187 113H185L184 114V112ZM60 112H62L64 115H62V113H60ZM79 112V113H78ZM99 112L101 113V115H104V116H102V117H109L108 118V120L106 119H104V118H102V119H104L103 121H101V115H99ZM103 112V113H102ZM112 112H114L113 114H111ZM119 112V113H118ZM60 115H59V114ZM66 113H68V115L66 114ZM74 113H76L78 116V120L79 121H81L82 123L84 122V119H85V121L86 122H84L83 124L84 125H79L78 123H76L75 124V119L77 118L76 117V114H74ZM89 113V114H88ZM108 113V114H107ZM117 113V114H116ZM122 113V114H121ZM125 115H124V114ZM137 113V114H136ZM182 113V115H180ZM74 114V115H73ZM119 114V115H118ZM121 114V115H120ZM188 116H187V115ZM58 115V116H57ZM62 115V116H61ZM69 115H70V117H69ZM81 117H80V116ZM83 115H86V117L88 118H86V117H84ZM108 115H110V116H108ZM122 115H124V117L122 118ZM134 115H137V116H139L140 118H139V125H141L142 124V126H139L137 123H138V119L136 118V121H134V123H133V120H130V119H132L133 118V116ZM141 115V116H140ZM143 115V116H142ZM178 115V116H177ZM184 115H186V116H184ZM64 116V117H63ZM73 117V119L74 120H70V118L72 119V117ZM97 116V117H96ZM100 116V118H98ZM121 118H120V117ZM61 117V118H60ZM63 117V118H62ZM69 117V118H68ZM83 117H84V119H83ZM180 117H182V118H180ZM58 118H60V119H63V120H59ZM83 120H82V119ZM128 118H129V120H128ZM141 118H143L142 120H140ZM144 118H145V120H144ZM185 118V119H184ZM123 119V120H122ZM127 119V120H126ZM155 119V118H154ZM69 120V121H68ZM147 120V121H146ZM64 122V124H63V122ZM74 121V122H73ZM92 121V122H91ZM94 121V122H93ZM96 121V122H95ZM124 121L125 122H127L126 124H124ZM128 121H131L130 122V124L128 123ZM150 123V124H148V123ZM152 122V123H151ZM70 123H72V124H70ZM85 123L87 124V125H85ZM92 123V124H91ZM135 123H136V125H135ZM153 123H155V124H153ZM76 125L77 126V128H76V126H74V125ZM95 124H96V126H95ZM145 124V125H144ZM12 125V124H11ZM11 125H9V126H7V125H4L3 126V128H5V133L6 134H8V136H6L8 139H10V140H12L11 142H13V143H15V141L17 140V138H15V135H14V133L12 134V132L13 131H11V130H13V129H11V128H15L16 126L15 125H12L13 127H10ZM99 125V126H98ZM124 125H126V126H124ZM78 126H80V127H78ZM91 126V127H90ZM138 126V127H137ZM151 126H153V127H151ZM74 127V128H73ZM82 127V128H81ZM95 127V128H94ZM126 127H129L128 129L126 128ZM131 127V128H130ZM143 129H142V128ZM155 127V128H154ZM68 128V129H67ZM76 128V129H75ZM79 128V129H78ZM122 128V129H123ZM139 128V129H138ZM152 128V129H151ZM11 129V130H10ZM79 130V132H78V130ZM138 129V130H137ZM8 130V131H7ZM72 130V131H71ZM136 130V131H135ZM161 130V129H160ZM83 131V132H82ZM127 131H129V132H127ZM78 132V133H77ZM95 134V135H94ZM131 134V136H133ZM80 135V136H79ZM98 135V136H97ZM127 135H124V139H127L126 141L128 142V140L130 141L131 139H130V136H127ZM14 136V137H13ZM96 136V137H95ZM13 137L14 139H11V138ZM78 137V138H77ZM126 137V138H125ZM76 139H77V141H76ZM15 140V141H14ZM37 140V141H36ZM34 141V145L36 146V150L40 153V154H43V152L44 151H48L49 150V148L51 149L52 147H50V146H48L44 141H41V143L43 144H41L40 143V140H38V138H36L35 140H33ZM35 141H36V143H35ZM132 141V140H131ZM97 142L98 141H96V142H94V144H97ZM132 142H134V141H132ZM40 145H39V144ZM101 143V141H99V144ZM74 144H72L73 146H74ZM103 145V144H102ZM14 147H17L18 145L17 144H14L13 145ZM45 146V149L43 148ZM100 146H101V144H100ZM42 147V148H41ZM48 149H47V148ZM55 147H56V145H55ZM54 148V147H53ZM57 148V149H56ZM55 148V150H56V152H58V153H64V152H67L68 150L67 149H65V148H62V149H59L58 150V148H61V146L59 147L58 145H57V147ZM65 149V150H64ZM40 150V151H39ZM150 150V149H149ZM63 151V152H62ZM147 153V152H146ZM74 154L75 153H73V154H69V155H71L70 157L73 159V161H74V163H76L77 164V162H78V164L82 161V159H80V158H78L77 156H76V158H75V156H74ZM148 157L150 158V159H152V157H153V152L150 150L148 153ZM72 156H74V158L72 157ZM154 159V158H153ZM152 159V160H153ZM76 160V161H75ZM78 160V161H77ZM161 162V161H160ZM160 162H158V164L160 163ZM161 164H163L162 166H164V167H166V169H169L170 167H168V165H164V163H161ZM56 167V166H55ZM54 167V168H55ZM54 168H52V169H54ZM55 170H57V168H55L54 170H53V173H55V176H54V174H53V176L54 177H56V178H58V176H59V174H61L62 175V177H61V175L59 176L60 177V180H61V183H60V189H56V188H54V190L52 189L51 190V192H53V194L55 195V199L56 200H59V201H61V203L63 204V206H64V210L66 211L65 212V214L67 213V216H69V217H71V219H74L76 222H77V219L79 220L78 222H84V221H82V220H85V218L84 217H86V218H89V216L91 215V219L89 218V220L91 221V222H93V224L95 223V226L97 225V227L99 228L98 230H101V228H102V226H104V225H106V223H104V222H107L106 221V219H105V217H104V215H102L103 213L102 212H100V209H99V207H95L96 205H93V204H89V202H88V200L86 199L87 198V195H86V193H85V191L87 192V191H94L93 190V186H90V188H89V185L90 184H88L87 182V179H83V178H80V177H78L77 175V177H75V174H71V173H69L68 175L66 174L67 172H65L64 173V175L62 174V173H60V171H55ZM72 176V177H71ZM74 177H75V179H74ZM85 180V182H83ZM84 184H83V183ZM79 184V185H78ZM86 184V185H85ZM76 185V186H75ZM84 185V186H83ZM85 187H86V189H85ZM77 188V189H76ZM172 188V187H171ZM171 188L169 189V190H171ZM62 189V190H61ZM90 189H92V190H90ZM80 191V192H79ZM172 192L170 193L171 195H169V193L167 194V196L169 197L170 196V198H167L166 197V199H165V201H166V203H165V206H167V207H165L164 205H163V207L161 208H158V211H159V216H160V218H162L161 220H162V225H167V226H165V228H164V233L166 234H164L165 236H168V237H166V238H173L174 239V242L176 243V248H178L177 249V251L178 250H180L179 252H178V254L177 255H179V258H181L182 260H184V261H186L187 262V264H222V261H223V258H222V256H221V254H219L220 253V250L221 249H217V247L215 248V246H210L209 244H210V241L208 240V239H206L207 238V235H209V231H206V238H205V236H203L204 235V231L203 232H201V223H202V217L200 216L201 214H202V212H203V214H206V212L204 213V211L202 210L203 209V207L201 206V207H199L200 205H201V201L199 202V203H197V204H199V205H197V204H195V205H193L192 207H185L181 212H179L180 211V209H182V208H179V204H177V203H175L174 202V200H173V198L174 197H172V194H173V188H172V190H171ZM85 193V194H84ZM63 196H62V195ZM84 195H85V199L83 198L84 197ZM63 197V198H62ZM34 198V197H33ZM68 198V199H67ZM64 199V200H63ZM83 199H84V201H83ZM167 199H169L168 201H167ZM86 200V201H85ZM152 200V199H151ZM198 201V200H197ZM85 202V203H84ZM167 202H169V204L167 203ZM88 203V204H87ZM86 204V205H85ZM175 204H177V206L175 205ZM70 205V206H69ZM88 205V206H87ZM90 205H92V206H90ZM78 208H77V207ZM95 207V210H93L94 209V207ZM75 207V208H74ZM171 208L172 207V209H174V211L172 210V212H170V209L169 208ZM196 207V208H195ZM198 207V208H197ZM66 208V209H65ZM70 208H72V209H70ZM86 208V209H85ZM90 208V209H89ZM97 208V209H96ZM168 208V209H167ZM202 208V209H201ZM77 209V210H76ZM166 209V210H165ZM201 211L200 213L201 214H199V211ZM68 210V211H67ZM88 212H87V211ZM204 210H206L205 208H204ZM97 211H99L98 213L100 214H98V213H96ZM175 211H178V212H175ZM207 211V210H206ZM193 212V213H192ZM208 212L209 211H207V214H208ZM87 213H89L90 215L88 216V215H86ZM92 213H94V214H92ZM175 213V214H174ZM72 214V215H71ZM206 214V215H207ZM84 215H86V216H84ZM102 215V216H101ZM73 216V217H72ZM88 216V217H87ZM168 217V218H167ZM195 217V218H194ZM181 219V220H180ZM198 219V220H197ZM181 222H180V221ZM2 221V222H1ZM6 220H1L0 219V250L1 249H3V250H1V251H6L7 253V257H8V259H9V257L10 256H12L11 255V252H10V249L8 248L9 246H7L8 245V243H10V242H12L14 239H17V240H20V243L19 244H15V247H20V248H24L23 246V244H24V241H28V240H30L31 239V235H27V234H21V235H17L16 236V238H15V236L13 235V233H11V232H16L18 229L17 228H13L12 226V224H10V222H8V221H6V222H8V226L6 225V226H2V224L4 223V225L6 224V222H5ZM79 225H81V223H79ZM10 226V227H9ZM2 227V228H1ZM12 227V228H11ZM101 227V228H100ZM5 228V230H1V229H4ZM84 228V226L83 227H81V229H80V232L81 231H83V232H91L90 230L88 231L87 229H83ZM9 229V230H8ZM16 229V230H15ZM103 230H101L102 232V235H103V237L102 238H95V245H96V243H98V241H99V243H98V245H97V247H100V249H103V248H105L106 247V245H105V243H106V239H107V245H113V246H115V244L118 242L119 243V245H120V248H119V245L118 244H116V246H115V248L117 249V248H119V249H122L124 246H123V244L122 243H124L125 244V242H119V241H117L116 240V243H112V242H114V241H112L111 240V238L113 237L110 233H108V231L106 232V228H105V226L102 228ZM176 229H178V230H176ZM200 229V230H199ZM87 230V231H86ZM5 231V232H4ZM6 231H8V232H6ZM37 231H40V232H43V236L44 237H49L50 235H51V232L52 231H50V229H44V231L43 230H37ZM104 231V232H103ZM170 231V232H169ZM172 231V232H171ZM189 231V232H188ZM167 232V233H166ZM5 233H7V234H5ZM72 232H70V233H66L65 235L67 236V239L70 237V238H73V236H72V234H74V233H72ZM103 233H105V234H109V236H107V235H105V234H103ZM170 233V234H169ZM9 234V235H8ZM12 234V237H10V235ZM67 234H70L69 235V237H68V235ZM172 234V235H171ZM187 234V235H186ZM203 234V235H202ZM111 235V236H110ZM18 236H19V238H18ZM174 236V237H173ZM106 237V239L104 240L103 238H105ZM111 237V238H110ZM201 237V238H200ZM205 239H204V238ZM10 240H9V239ZM69 238V239H70ZM109 238V239H108ZM13 239V240H12ZM27 239V240H26ZM77 239V240H76ZM76 239H74L73 240V242H69V243H65L64 244V247H68L66 250H67V253H66V250H65V248H64V250H65V252H64V254H65V256L67 255V257H69V258H78V256H80V254L79 253H81V254H83V253H85L86 251H87V246H85V245H83L84 246V248H83V246H82V244H80V242L82 241L81 239H79V237L78 238H76ZM99 239V240H98ZM112 239H114V238H112ZM176 239V240H175ZM200 239V240H199ZM12 240V241H11ZM98 240V241H97ZM208 241L209 243H206V241ZM10 241V242H9ZM64 241H65V239H64ZM97 241V242H96ZM103 241H105V243L103 242ZM111 241V243H109ZM7 242V243H6ZM74 242H78V243H74ZM166 241H163V242H161L160 243V245L162 244L163 246H162V248H161V251H162V253H161V255H159L160 253H158L157 255H159V256H155V257H153L154 259H156V260H154L153 258H151V257H149L150 259H153V260H148V256L145 254V253H143V252H140L141 254H139L137 251H139V250H137V249H135L136 247H134V246H131V247H133L132 249H133V251L131 250V247L127 244V245H125V249H127V246L128 247H130V249H127L128 251L130 250L131 251V253H130V251L128 252V254H131V255H129V257H128V260L127 261H125V262H123V263H125V264H148V263H150V261H152V263H154V264H158V261H157V259H158V257L160 258V259H162L163 258V256H164V254L165 253H168L170 250H169V247L167 246V244H165L164 245V243H165ZM203 242V243H202ZM70 243H72V244H70ZM121 243V244H120ZM79 244V245H78ZM194 244V245H193ZM207 244V245H206ZM17 245V246H16ZM71 245V246H70ZM77 245L79 246V249H78V247H77ZM82 246V249H81V246ZM6 248H4V247ZM103 246V247H102ZM105 246V247H104ZM123 246V247H122ZM85 247H86V249H85ZM122 247V248H121ZM212 247V248H211ZM77 249V250H76ZM82 251H81V250ZM40 251H41V247H40V249H39ZM79 251L78 253L77 252H75V251ZM137 250V251H136ZM186 250V251H185ZM0 251V252H1ZM75 253H74V252ZM81 251V252H80ZM134 251H136L135 253H133L132 254V252H134ZM180 252H182V253H180ZM143 253V254H142ZM72 254V255H71ZM79 254V255H78ZM162 254H163V256H162ZM183 254V255H182ZM10 255V256H9ZM133 255V256H132ZM135 255V256H134ZM143 255V256H142ZM144 255H145V257L147 258H145L144 257ZM34 256V255H33ZM33 256H31V255H29V254H24V259H25V261H26V263H24V264H45L44 262H42V258H35V256L33 257ZM131 256H132V258H131ZM162 256V257H161ZM33 257V258H32ZM135 257H137V258H135ZM145 258V261H144V258ZM185 257V258H184ZM10 258H12V257H10ZM129 258H131V259H129ZM28 259V260H27ZM148 260V261H147ZM138 261V262H137ZM153 261H155V262H153ZM112 264V263H111ZM116 264V263H115Z\"/></svg>",
    "mask_w": 264,
    "mask_h": 264
}]
</instances>
